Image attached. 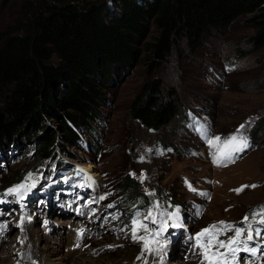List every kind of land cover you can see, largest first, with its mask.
Returning a JSON list of instances; mask_svg holds the SVG:
<instances>
[{"label":"rangeland","instance_id":"obj_1","mask_svg":"<svg viewBox=\"0 0 264 264\" xmlns=\"http://www.w3.org/2000/svg\"><path fill=\"white\" fill-rule=\"evenodd\" d=\"M108 1L114 7V0ZM21 2L0 0V32L20 16ZM150 32L148 38L155 36L152 25ZM253 32L241 19L223 32L212 31L199 45L182 39L152 74L143 52L148 40L144 38L140 60L111 85L105 83L106 100L100 101L99 110L103 124L75 128L85 144L79 147L62 138L61 146L56 144L57 157L47 161L39 160L29 144L0 150V193L24 181L29 172L38 178L23 211L15 202L0 204V223L7 225L0 236L3 264H127L123 258L133 250L130 264H202L197 233L219 221L237 223L264 205V129L259 127L264 118V51H251ZM149 75L161 78L166 92L175 90L181 107L172 126L160 131L128 114L132 98ZM249 118L251 122L240 130L249 144L243 157L214 164L204 132L209 138H227ZM47 121L59 129L55 119ZM256 129L253 139L250 135ZM142 170L147 176L143 182ZM125 175L139 182L151 202L134 209L121 198L117 185ZM242 185L257 187L234 191ZM173 211L178 212L175 221L168 217ZM22 214L21 228L17 224ZM134 219L148 229L140 228L137 235L159 241L162 250L141 255L143 241L132 239ZM165 222L167 231L153 237L151 233ZM81 229L84 232L78 235ZM28 233L33 239L26 242ZM231 235L229 231L219 239ZM240 255V264H264L259 254Z\"/></svg>","mask_w":264,"mask_h":264},{"label":"trees","instance_id":"obj_2","mask_svg":"<svg viewBox=\"0 0 264 264\" xmlns=\"http://www.w3.org/2000/svg\"><path fill=\"white\" fill-rule=\"evenodd\" d=\"M19 14L0 32V150L29 144L41 161L56 158L63 139L85 144L75 128L103 124L105 83L125 75L143 52L152 74L180 40L199 45L241 19L254 29L251 51H264V0H114V7L108 0H22ZM151 25L156 34L149 39ZM164 86L149 75L131 100L130 118L155 131L171 127L181 107ZM117 189L134 209L152 200L128 175Z\"/></svg>","mask_w":264,"mask_h":264},{"label":"snow or ice","instance_id":"obj_3","mask_svg":"<svg viewBox=\"0 0 264 264\" xmlns=\"http://www.w3.org/2000/svg\"><path fill=\"white\" fill-rule=\"evenodd\" d=\"M252 118H249V121H246L245 124L239 125L236 130V133L231 134L227 138H221L220 136L210 137L207 131L204 132L206 137V143L209 146L210 154H212L214 164H225L226 162L233 161V158L236 154L242 152L244 149L249 147L247 138L240 133L241 129L246 127L247 123L251 122ZM214 150V154L212 152ZM148 151H153L148 149ZM140 161L145 159L144 156H141ZM130 175L135 176V173H130ZM141 182L147 179L146 174L142 170L139 176ZM38 178L34 176V173H27L25 180L6 189L3 193H0V204L15 202L20 205L21 210L26 207L24 201L27 200L33 190L37 188ZM188 187L192 191H196L192 188L191 184H188ZM247 187L255 188L257 185H242L241 188L235 189L234 191L240 192ZM207 195V194H203ZM11 196L13 199L10 201L7 199ZM104 199V197H100ZM157 203V207H158ZM109 207H112L109 205ZM2 214V213H0ZM151 217V213H149ZM168 217L174 221L178 219V212L173 211L168 213ZM30 220L31 217L29 216ZM156 221L153 220V223ZM25 223V216L22 214L20 220L17 224L18 227L23 226ZM173 227L178 226L175 223ZM167 223L162 224L158 231L151 233L153 237H158L167 231ZM7 225L0 223V236L3 235L6 230ZM140 228H144L147 232V225L142 224L139 220L132 221V239L133 241H143L142 253L145 250L147 251H160L164 248L163 244H160L159 241L155 239H146L145 236H138L137 232ZM229 231L233 235L228 236L227 239H219L221 235H226ZM84 229H81L78 235H82ZM197 244L202 251L203 261L202 264H240L242 259L241 253H245L248 257H256L258 254L264 257V205L259 206V209H253L249 214H246L241 221L237 223L219 221L216 224L210 225L208 228L202 229L200 233H197ZM206 238V239H205ZM157 243L159 247L157 249H152L151 244ZM79 246V245H77ZM111 247V246H109ZM140 257L138 256L137 259ZM162 259V257H161ZM246 264H249L246 261Z\"/></svg>","mask_w":264,"mask_h":264},{"label":"bare ground","instance_id":"obj_4","mask_svg":"<svg viewBox=\"0 0 264 264\" xmlns=\"http://www.w3.org/2000/svg\"><path fill=\"white\" fill-rule=\"evenodd\" d=\"M89 168L93 169V165H89L88 166ZM57 189V188H56ZM174 222V221H173ZM24 237H26V242L29 241V240H32L33 237L30 233L26 234ZM25 242V241H24ZM126 252H129V251H126ZM76 253V252H75ZM74 253V255H75ZM78 253V252H77ZM34 255V254H33ZM134 256H135V253H134V250L133 251H130L128 254H127V257L126 258H123V259H126V260H129L128 262L125 261L127 264H130L131 262L134 261ZM3 260H5L4 258L0 259V264H3ZM92 262V261H91Z\"/></svg>","mask_w":264,"mask_h":264}]
</instances>
